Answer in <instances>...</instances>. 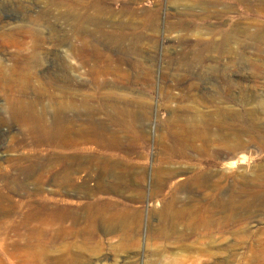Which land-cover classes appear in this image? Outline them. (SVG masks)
<instances>
[{"label":"rangeland","instance_id":"obj_1","mask_svg":"<svg viewBox=\"0 0 264 264\" xmlns=\"http://www.w3.org/2000/svg\"><path fill=\"white\" fill-rule=\"evenodd\" d=\"M92 1L0 0V18L19 30L26 49L46 37L43 66L56 69L51 63L62 50L81 44L71 16L103 20L100 31L121 34L125 42L112 44L98 33L93 39L89 24L88 47L93 42L114 61L120 46H132L140 65L152 63V86L137 79L124 87L147 95L151 111L129 126L112 125L135 139L134 150L88 144L96 161L87 188L102 166L113 171L103 176L105 187L43 192L59 207L56 213L67 200L70 216L23 226L21 249L0 241V264H264V51L250 45L239 57V43L222 48L229 32L239 38L242 26L264 38V1L97 0L87 7ZM73 60L77 78L86 82L75 91L93 92L88 65L75 53ZM99 115L94 118L106 116ZM18 129L13 121L0 126L6 146L22 137Z\"/></svg>","mask_w":264,"mask_h":264},{"label":"bare ground","instance_id":"obj_2","mask_svg":"<svg viewBox=\"0 0 264 264\" xmlns=\"http://www.w3.org/2000/svg\"><path fill=\"white\" fill-rule=\"evenodd\" d=\"M98 3L99 1L94 0L86 4L89 7L92 4L97 6ZM190 9L187 8L186 13ZM71 19L75 22V34L81 44L77 48L63 49L62 54L58 55L57 62L51 63L58 68L56 69L52 66L45 68L43 66L45 62L43 44L47 40L46 37L39 36L33 47L26 49L19 30L6 28L3 23L8 24L9 21L0 18V52L4 56L0 57V96L4 97V102L0 103V126L13 121L22 131V137L15 139L11 137L13 140L7 146L3 142V137L0 138V241L5 242L6 247L15 250L23 248V226L29 225L30 222L44 223L66 219L72 210L69 202L65 200L62 212L56 213L59 207L53 203L49 204L47 201L49 197L43 195V192L83 193L89 190L98 191L105 187L101 180L104 175L107 177L106 172L109 171L111 174L113 171L112 169L104 171L106 166L101 165L102 170L99 169V173L95 175L94 187L89 190L87 188L86 181L91 177L93 160L96 158L93 159L89 155L91 151L88 144L94 143L110 151L132 150L136 145L135 139L121 135L112 125L129 126L133 120L146 117L151 111V102L147 95H139L133 90V86L129 90H125L124 87H130L137 79L150 86L155 73L150 66L152 63L140 65L137 49L132 46L124 47L126 45L120 46L121 51L113 61L112 55L110 57L106 55L107 52L101 53L93 42L88 47L90 42L87 43L85 25H94V31H91L90 35L93 39L94 34L98 33L104 41L121 45L125 42H122L123 36L113 34L114 32L111 33L109 30L101 32L103 20L97 21L95 16L72 15ZM116 27H131V23L117 22ZM238 31L239 38L236 32L227 34L225 37L227 43H224L222 48L230 49L228 43H239L242 50L239 57L245 56V50L250 45L262 50L261 52L264 51V38L259 32L252 33L248 26H242ZM74 53L80 58L81 63L88 65L87 76L90 75V81L95 86L93 92L75 91L77 87L75 85L84 88L86 82L77 78ZM170 100L174 101L171 98ZM101 113L106 116L96 120L94 116L100 117ZM180 118H183L182 115ZM107 161L106 158L101 159L104 165L108 163ZM117 187L121 190L123 188L118 185Z\"/></svg>","mask_w":264,"mask_h":264}]
</instances>
